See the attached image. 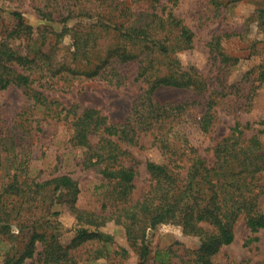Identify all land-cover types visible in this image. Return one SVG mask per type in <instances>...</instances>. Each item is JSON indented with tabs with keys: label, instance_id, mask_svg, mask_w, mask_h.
I'll list each match as a JSON object with an SVG mask.
<instances>
[{
	"label": "trees",
	"instance_id": "obj_1",
	"mask_svg": "<svg viewBox=\"0 0 264 264\" xmlns=\"http://www.w3.org/2000/svg\"><path fill=\"white\" fill-rule=\"evenodd\" d=\"M29 1L42 21L63 27L60 32L49 26L34 28L19 11L10 13L11 23L0 25V91L21 89L29 111H42L66 126L68 143L81 151V167L96 169L110 187L111 205L107 213L77 208L79 185L69 175L59 174V160L49 179H31L26 155L18 151L24 137L14 127H2L0 118V232L14 226L23 238L19 252L7 250L0 240L4 247L0 263L80 264L79 251L91 260L108 259L113 253L126 257L129 250L101 231L110 223L121 226L126 243L138 248V264L149 259L145 232L164 224L198 238L200 246L180 255L171 248L158 250L154 264H170L173 259L179 264H213L220 250L234 241L239 220L251 234L248 243L257 241L254 235L264 231L259 205L264 196V144L259 136L264 131L246 137L252 125L236 123L228 136L214 144L210 161L188 141L189 127L196 126L203 134L211 131L217 99L231 92L219 74L208 79L179 60V54L194 47L195 34L173 14L177 0H147L141 8L135 7L139 0ZM209 3L216 9L220 6L218 0ZM258 20L264 28V8L258 10ZM69 22H73L70 27ZM65 37L70 40L67 48ZM232 37L240 34L212 37L207 46L215 62L232 60L222 51V42ZM59 48L64 49L61 60ZM247 76L250 87L245 99L252 101L264 82V66L252 68ZM85 80L113 87L132 81L143 89L128 116L113 123L96 109L65 107L42 91L66 90ZM162 88L191 90L194 99L161 102L156 91ZM199 105L205 111L194 119L189 112ZM145 138L159 160L144 162L147 184L138 192L141 163L129 148H145ZM55 205L64 206L75 222L69 247L48 232L43 220ZM59 214L52 212L54 217Z\"/></svg>",
	"mask_w": 264,
	"mask_h": 264
},
{
	"label": "rangeland",
	"instance_id": "obj_2",
	"mask_svg": "<svg viewBox=\"0 0 264 264\" xmlns=\"http://www.w3.org/2000/svg\"><path fill=\"white\" fill-rule=\"evenodd\" d=\"M146 1H137L135 7H143ZM209 1L177 0L173 14L182 19L195 34L194 47L178 55L181 63L195 68L208 79L219 74L220 78L225 79L224 85L231 92L224 98L217 99L216 120L210 132L203 134L196 126L185 130L190 144L210 161L214 144L228 136L236 123L252 125V130L245 132L246 137L264 131V125L258 124L264 122V82L256 91L252 101L245 99L250 87L247 73L252 68L264 66V28L261 26L262 20H258V10L264 8V0H242L233 3H228V0H218L220 6L217 9ZM161 2L167 3L168 0ZM13 11L22 13L24 20L34 28L49 26L60 32L63 27L62 24L42 21L32 9L29 0H0V25L8 26L11 23L9 15ZM72 24L73 22H69L68 26ZM0 31L3 32V29L0 28ZM223 33H236L240 34V37H232L222 42L223 53L232 60L221 65L211 58L207 45L213 36ZM69 44V37H65L64 47L67 48ZM57 53L61 60L64 49L59 48ZM234 59L237 61L233 64ZM142 89L141 83L132 81L122 87H113L103 81L85 80L75 83L66 90L45 88L42 91L50 99L57 100L65 107L77 106L80 110L96 109L107 118L109 123H113L123 121L128 116L133 100ZM156 97L161 102H184L193 100L194 94L191 90L162 88L156 91ZM199 100L202 102L201 99ZM26 104L21 89L9 87L0 91L1 126L14 127L15 131H18V136L24 137L23 145L18 151L22 149V153L26 155L30 178L36 181L49 179L59 160V174L69 175L79 185L77 208L86 212L107 213L111 205L108 197L110 187L96 169L81 167L79 164L81 151L68 143L66 126L49 119L42 111H29ZM204 111L205 106L199 105L189 113L194 119H199ZM259 138L264 144V132ZM93 141L95 142L96 139ZM142 142L145 146L143 149L129 148L134 158L141 163L138 192L147 184L144 162L159 160L158 152L151 147L150 141L145 138ZM259 205L264 211V196L260 198ZM53 211H59V216H52ZM50 212L43 215L48 232L56 235L62 246L69 247L76 228L73 218L65 211L64 206L55 205ZM16 216L15 211L12 217ZM101 231L112 236L117 246L126 247L129 250L128 254L126 257H121L113 253L108 259L91 260L88 253L79 251L80 264H138V248H132L126 243L121 226L110 223L101 228ZM234 233L232 244L220 250L213 258V264H264V231L254 235L257 241L248 243L251 234L244 222L239 220ZM0 240L11 252H19L22 248L23 238L14 226L5 234L0 232ZM144 243L149 250V259L145 264H154L152 258L158 250L171 248L180 255L184 250H195L200 246L198 238L182 234L179 228L172 224L147 230ZM0 248V252H4L2 251L4 247ZM40 250L39 247L37 253ZM178 260L173 259L170 264H179ZM24 264H36V262L28 260Z\"/></svg>",
	"mask_w": 264,
	"mask_h": 264
}]
</instances>
